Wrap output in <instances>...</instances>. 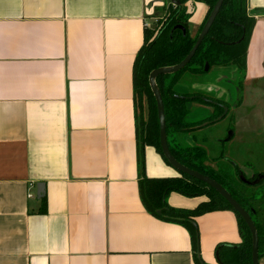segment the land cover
<instances>
[{"label":"crops","instance_id":"obj_1","mask_svg":"<svg viewBox=\"0 0 264 264\" xmlns=\"http://www.w3.org/2000/svg\"><path fill=\"white\" fill-rule=\"evenodd\" d=\"M148 1L0 0V264H199L197 253L219 264L218 245L241 243L231 210L194 219L195 251L187 228L144 209L143 178L178 176L139 141L149 103L134 92L133 64L151 27ZM188 4L195 35L208 7ZM247 15L241 102L218 143L231 169L264 186V0H247ZM186 76L177 94L212 91ZM187 108L186 121L196 108L214 113L200 100ZM195 136L182 141L201 145ZM166 201L193 210L206 198L170 192Z\"/></svg>","mask_w":264,"mask_h":264},{"label":"trees","instance_id":"obj_2","mask_svg":"<svg viewBox=\"0 0 264 264\" xmlns=\"http://www.w3.org/2000/svg\"><path fill=\"white\" fill-rule=\"evenodd\" d=\"M176 1L180 4L173 5L170 0H167L169 2L166 8L167 12L159 19L160 23L155 24L154 30L144 29L143 45L133 64L134 92L139 99L147 98L149 103V117L146 123L142 122L140 126V145L154 147L165 162L159 146L156 102L150 90L148 77L153 70L177 65L190 53L199 32L207 21V16L218 0ZM191 1L202 3L208 7L205 18L195 35L188 30L191 14L187 12L186 5ZM254 23V19L247 15V0H224L208 35L198 46L189 64L176 74L158 76L155 82L164 102L167 145L171 155L188 169L215 180L226 192L231 194L241 207L248 211L257 231L258 255L261 259L264 256V186H261V181L252 184L257 181V177L243 180L235 166L232 167V170L226 166L216 167L214 163L220 161L222 155L211 158L210 161L207 151L202 145L190 147L183 143V135L199 131L202 128L200 125L205 122L214 124L215 122L212 120L217 119L224 112L221 107L214 106V113L209 118L193 124L188 123L186 122V117L189 115L187 104L199 101L200 97L198 96L200 95L195 92L191 95H181L174 90L183 75H203L205 63L210 66L209 71L213 67L233 66L244 72L247 45ZM179 25L184 27L185 35L176 28ZM149 38L150 40L145 46ZM189 97L194 98L190 99ZM202 97L210 99L204 95ZM217 102L222 103L223 101L218 100ZM226 117H223L221 121ZM166 163L168 164V162ZM260 188L261 190L258 191ZM170 192L181 193L191 198L205 197L206 201L199 203L193 210L176 209L167 204L166 197ZM139 194H141L144 209L148 213L162 221L174 222L187 228L195 251L198 249L199 241L194 219L213 211L231 210L235 215L236 224H238L241 243L218 245L215 248V256H217L219 264H252V239L248 226L216 191L204 183L183 174H178L177 177L143 178L140 181ZM41 203V212H45L46 200L44 197L41 199ZM158 210L161 211V214L157 213ZM197 263L201 264L200 260Z\"/></svg>","mask_w":264,"mask_h":264},{"label":"water","instance_id":"obj_3","mask_svg":"<svg viewBox=\"0 0 264 264\" xmlns=\"http://www.w3.org/2000/svg\"><path fill=\"white\" fill-rule=\"evenodd\" d=\"M160 1L161 5H164V0H158ZM148 13L150 14L153 10V6L150 7L151 3L153 4V2L148 1ZM170 2H172L173 5H179L180 2L176 1V0H170ZM224 0H218L216 2V4L214 5L213 9L210 11L209 15L207 16V21L205 22L203 28L201 29V31L199 32V36L197 37L195 43L192 46V50L190 51V53L179 63H177V65L172 66V67H161V69H156L153 70L148 77V82L150 85V90L152 93L153 98L155 99L156 102V114H157V119H158V130H159V146L161 147V152H162V156L164 157V159L166 160V162H168V164L177 172V174H183L186 175L188 177H191L195 180H198L202 183H204L206 186H208L209 188L213 189L214 191H216L224 200L225 202L231 207L233 208V210L240 216V218L243 220L244 223H246V225L248 226V229L250 231V235H251V239H252V246H251V261L252 264H258L259 262V255H258V239H257V231L255 228L254 223H252L251 217L248 213V211L246 209H244L243 207H241L239 205V203L231 196V194L229 192H226V190L219 184L217 183L215 180L210 179L209 177L204 176L201 173H198L197 171H192L190 169H188L187 167H185L184 165H182L181 163L177 162L173 156L171 155L169 146L167 145V130H166V114H164V102H163V98L161 97L160 91L158 89L157 83L155 82L156 78L158 76L161 75H173L176 74L177 72L183 70L187 64H189V62L191 61V59L193 58L195 52L197 51L198 46L202 43V41L205 39V37L208 35V31L210 29V27L212 26V24L214 23L218 12L220 11V8L223 5ZM190 6V4L186 5V8H188ZM188 12V9H187ZM189 13V12H188ZM176 28L180 29L181 32L183 33V35H185V29L182 26H176ZM175 28V29H176ZM150 29L154 30L155 26L152 25L150 27ZM189 32L192 31V25L190 24L189 28H188ZM205 68H204V72L207 73L209 72V65L207 63L204 64ZM243 76V75H242ZM240 90V88H237V90ZM242 97V96H241ZM241 97L239 98V100L237 101V103H235V105H233V109H235L236 107H238V105L241 102ZM194 98V97H193ZM192 99V98H190ZM204 102L210 104L213 103V101H208L204 98H201ZM222 110H223V115H221L220 117H218L217 119L212 120V122H218L221 121L223 119V117H226V115L228 114V108L223 107L222 106ZM210 125V122H205L203 124L200 125V127H205ZM258 181L252 183V184H257ZM42 187L43 185L41 184L38 188L39 191H42ZM158 214H161V211L158 210L157 211ZM197 257L201 261V258L199 257L198 253H197Z\"/></svg>","mask_w":264,"mask_h":264},{"label":"rangeland","instance_id":"obj_4","mask_svg":"<svg viewBox=\"0 0 264 264\" xmlns=\"http://www.w3.org/2000/svg\"><path fill=\"white\" fill-rule=\"evenodd\" d=\"M164 2H165L164 7H163V5L160 4L161 2L158 0L153 2V4L151 3L150 7L153 6L152 7L153 10L148 15V18H149L148 23H150L151 26L152 25L155 26L156 23H160L159 19H161V17L166 14V12H167V9H166L167 8V3H166L167 0H164ZM146 28L150 29V26H148ZM149 40H150V38L147 39L145 46L148 44ZM243 74H244L243 71H240L233 66H231V67L225 66V67H213V68H211V70L209 72L204 73L203 75H200L201 79H199V80H201L202 82L206 83L207 85H209V82L213 83L211 86L212 91L210 92V94L203 93V92H202V94L206 95V96L207 95L215 96L217 94L215 88L218 87L220 89H223L226 91V99L228 100V106L230 107V111H228L229 115L223 121L215 122L214 124H210L208 126L202 127L199 131L197 130L193 133H190L192 136L196 135L195 138L197 137V141L200 142L201 145L206 149L208 160L211 161V158H215L219 155H222V159H220V161L214 163L216 167L226 166V167L231 168L229 161L226 159V157H224L226 155L225 144H219L218 142H219V138L222 136L225 137V132L227 134V132L230 130V129H227L225 131L226 125L229 128H232L233 122H232L231 116L234 113V112H232L233 107H234L233 105H235V103H237V101L241 97V91L239 89L237 90V88L241 89V84L243 81L242 80ZM187 75L188 76H186L187 77L186 80L185 79L183 80V83H186L189 85V84L193 83V80H197V79H195V77L191 78L189 76V74H187ZM216 77H219V79L221 81L215 83L213 79H215ZM183 85L185 87H188L185 84H183ZM190 114H191L190 118L187 121L190 122L191 124L194 122H196V123L200 122L204 118H207L206 112L203 110H199L197 108L190 111ZM221 123H223V126H217L219 124L221 125ZM227 137H228V135H227ZM227 137H226V140H227ZM223 154H224V156H223ZM239 158L243 159V157L241 155L239 156ZM242 179L246 180L248 178H246V176H242ZM260 190H261V188L258 189V191H260Z\"/></svg>","mask_w":264,"mask_h":264},{"label":"flooded vegetation","instance_id":"obj_5","mask_svg":"<svg viewBox=\"0 0 264 264\" xmlns=\"http://www.w3.org/2000/svg\"><path fill=\"white\" fill-rule=\"evenodd\" d=\"M200 96H198V97H200L199 98V100L200 101H202L205 105H208L209 107L211 106V107H214V106H218V107H221V109H222V106L223 107H226L227 106V108H228V111L230 110V107L228 106V100H220V99H216L215 98V96H209V95H204V96H206V97H209L210 99H207V98H205V97H202L203 96V94H201V93H198ZM201 98H204V99H206V100H208V101H213V103H210V104H208V103H206V102H204ZM218 100H220V101H223L222 103L221 102H217ZM227 111V112H228ZM228 114H229V112H228ZM223 115V114H222Z\"/></svg>","mask_w":264,"mask_h":264},{"label":"built area","instance_id":"obj_6","mask_svg":"<svg viewBox=\"0 0 264 264\" xmlns=\"http://www.w3.org/2000/svg\"><path fill=\"white\" fill-rule=\"evenodd\" d=\"M28 197H31V195H28Z\"/></svg>","mask_w":264,"mask_h":264}]
</instances>
